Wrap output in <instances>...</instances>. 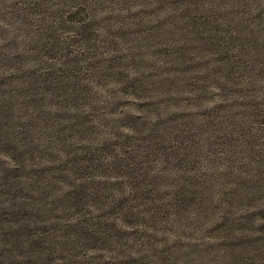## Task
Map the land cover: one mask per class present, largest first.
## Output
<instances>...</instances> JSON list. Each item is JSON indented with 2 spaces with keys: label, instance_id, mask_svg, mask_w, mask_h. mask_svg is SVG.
<instances>
[{
  "label": "rangeland",
  "instance_id": "374dc122",
  "mask_svg": "<svg viewBox=\"0 0 264 264\" xmlns=\"http://www.w3.org/2000/svg\"><path fill=\"white\" fill-rule=\"evenodd\" d=\"M0 264H264V0H0Z\"/></svg>",
  "mask_w": 264,
  "mask_h": 264
}]
</instances>
